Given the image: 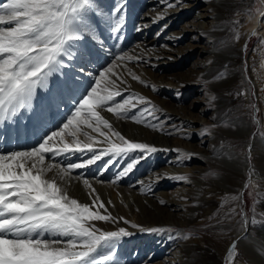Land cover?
<instances>
[{
  "label": "bare ground",
  "instance_id": "bare-ground-1",
  "mask_svg": "<svg viewBox=\"0 0 264 264\" xmlns=\"http://www.w3.org/2000/svg\"><path fill=\"white\" fill-rule=\"evenodd\" d=\"M126 1L127 5L124 9L117 8L120 10V15L123 16V19L120 20H122V22L124 21L123 23L125 31L123 30L121 24L118 32H114L110 28V31L107 34L102 28L101 22H108V13L110 12L113 5L108 0H96L100 11L104 13L103 16H93L96 35L101 37L99 38V41L102 45L103 51H97L94 49L95 41L92 39L91 34L86 37L87 46L85 49H82V51L84 50L83 52L87 53L92 47L91 52L96 58H98L99 62L91 64L90 67L87 68L90 70V74L87 78L85 74L78 70L77 61L74 62V67L65 68L62 70L65 73H69L73 77H79L77 80L78 84L84 87L90 86L91 84H94L95 79L98 77L101 71H105L108 67H113L114 73L120 76L124 81V83H121L120 80L116 79V75L110 76L111 80L116 81L118 90L122 92V95L116 97V100L122 101V96L127 95V92H134L140 95L139 97L149 96L145 90V87L146 85L150 84L160 86L161 84L166 83L179 89L180 87H186L193 84L197 85L198 83L194 80L189 81V79H184L183 77L185 75H183L180 76V81H182L184 84L175 85L176 83L170 80V77L167 78L161 76V78L158 79L156 75H153L152 73L150 74L149 70L146 72V69H142V65L144 64L147 66H153L157 70L164 69L169 71L182 67L184 65L182 59L185 60L192 56L201 57L203 55L210 54V56L212 55L214 58L212 65L209 67L205 65L203 60H201L199 63V68L197 69L199 73L201 72L203 75L207 76L208 71L213 70V68L217 66V63H220L217 60L218 56H222L224 59L230 61L232 60V54L226 51V48L221 43V40L229 31V28L227 25H225L224 21L229 13L230 5L233 4L235 0H189V2L186 0H175L174 3L173 0H139L142 3L148 1L149 7L146 9L144 14H142L143 5L138 7L139 1L137 0L131 1V5L134 6V9L128 12V0ZM3 2H6V0H0V3ZM170 3L172 4L171 7H169ZM263 18L264 16L261 18L259 15H256L251 26L248 28L247 35L243 41L244 49H246L250 38L254 34H257L256 36H258L261 34V32H264ZM139 19L140 21L138 22L136 31L137 33L135 35L139 36L143 34L142 32H145V36H148L159 30L156 34V37L148 42L149 45L153 44L154 48H151L152 51H146L145 47L148 44L143 43L139 44V48H137V46L134 47L133 45L126 52H122L124 51L123 46L126 44V42L129 43V45L132 44L129 40L130 34L128 33V30L132 28L133 24L134 27H136L137 21ZM116 22L117 21H113L112 24H115ZM178 26L181 28V30L174 32L172 29ZM125 32L127 33V39L124 37ZM207 34L208 37H206ZM103 35H106L108 38L106 39V42L102 40ZM165 35H170V37H168V39L165 41V44L163 42L164 46L160 47L159 44L162 42V37ZM189 38H191V41L194 38H196L197 41H207V39L211 38L210 40L213 44H211L208 49H204L200 42L197 43L196 46H191L190 44L184 45L185 40ZM178 43L179 46L182 47H178ZM220 43L223 46L219 47ZM104 44H106L107 47ZM108 44H112L111 47H109ZM110 55H116V57L123 56L124 59L117 60L115 57H113L115 58V61L109 62L108 65L105 66V64H107L105 58L107 57V59H109L108 57H112ZM85 56H87V54H85ZM141 59L143 60V64H141ZM168 59H172V62H168ZM89 60L91 61V57H89ZM131 61L135 62L131 64ZM103 62L105 67L101 68L103 67ZM200 68L202 70H200ZM137 69H141V72L144 76H141L140 74H134ZM230 72L225 70L221 71L220 74L223 76H221L219 82L214 81L216 83L214 86L220 85L224 81L228 80L229 77L232 76V73ZM170 75H173V73ZM133 76L138 77V79H133ZM177 76L179 77V75H173L172 77L174 78ZM81 77H84L85 80H83ZM154 80L157 82H154ZM64 82L65 77L59 74H53V76L50 77L48 92L38 90L37 98L34 101L35 124L31 125L29 129H25V131L20 135H15L13 130H8L6 126L3 130V135L0 136V151L30 149L37 145L41 137H43L46 133L56 130L62 125V122H66L67 116L73 110L72 105L69 107H63L64 104H62L64 94L67 93L70 95V93L63 87ZM251 88L253 87L251 86ZM82 91L83 87L76 90L77 97ZM57 104L59 105V108H57ZM166 111L167 110L164 109V112ZM175 111L177 113V109H175ZM101 115L110 121L113 128L117 132H119L116 129V125L118 124L124 128V131L121 130V132H125L126 134L128 133L127 129L136 126L132 123V120L124 118L118 119L115 115L107 111H101ZM169 115H171L172 120L170 118L169 119L172 122H178V124L172 125L173 128H169L171 127L169 126L160 130L158 124H156V129H158V134H156L157 136L155 133L148 134L146 132L147 134L141 135L138 133L135 138L129 137L130 140H136L137 143L147 144V142H145L146 139H149L150 136H152V142H154L152 146L155 149H158V151L167 153L166 155L163 154L159 159L161 164L165 165V167L158 169L157 171L155 169L156 172L150 173V175H148V177H146L144 180L147 186L150 185L151 189L146 187L143 181H140L138 184H134V181L132 180L130 181L128 175H131L132 173L135 175L137 169L132 168V170L126 174L121 171L120 165L123 164H121V162L126 160L127 157L128 159L131 158V155H104L94 164L87 165L82 169L72 170L68 183V191L70 196L77 199L81 203L91 204L92 200L89 193L92 189H94L95 193L98 194L100 199L105 203L108 213L113 217L117 216L118 219H120L121 224L126 227V229L130 230V235L128 238L134 236L133 233L136 234L139 230L137 228L144 225V223H149L148 225H150L148 227L145 225L146 227L141 229L144 233L155 231V229L162 231L163 234L160 236H156L157 234L154 233L150 240H146L142 243L144 245L138 244L135 247L142 255H147L146 252H149L148 254L152 253V258H150L151 255L149 257V262L154 261L152 264H174L175 261H177L178 255H183L182 260L185 262V264H229L230 261L232 262L233 259L236 258L235 255L238 253L241 255L243 260V262L239 264H264V221H257V223H255L256 219L248 216L246 213L241 219L240 229L235 231L232 234L231 239H229L227 242L219 241L220 239H216L215 236L209 238H205L203 236L201 239L192 241L186 240L182 243L178 242L176 244L178 255L173 253V250L171 251V255L169 254V250L174 247V240L165 238V233L170 232L173 229L172 226H178V230L175 229V234L176 237L180 239V236L183 233L180 228H182L181 226L183 225L186 226L187 221L186 217H178V214L173 213V211H176V213L180 212V204L186 205L187 203L186 199L183 200V198L189 194L191 186L193 187L198 183L194 182V180L188 177L187 174L205 172L208 170V167L206 166L210 163L213 165V160H216L217 164L221 165L223 169H227L240 177L243 176L247 178L248 175L253 176V172L255 170L261 176V180H264V137H260L259 135L254 136L253 146L252 143L251 145L249 144V146H251V154L257 158L256 160L246 158L245 161V158L242 159L235 155L236 153L233 151V149L222 146L220 144L221 142H214V138H209V140H207L209 143L205 146V142L201 140L200 142L193 144L194 139H196L195 134H184V136H186L184 137V141L178 142L176 137H178L181 133V128L178 127V125L185 123V125H189L190 123H195V121L187 117H176L173 113H170ZM28 116L29 113L22 112L19 117L25 118ZM198 121L202 122L200 118ZM233 124H235L237 128L236 136L245 137L249 135L250 137L253 135V126L255 124L253 125L246 118H237L233 120ZM91 134L93 136L96 135L95 133ZM154 136L156 137L154 138ZM81 139L83 138L81 137ZM98 139L103 138L98 137ZM96 147L97 151H99L101 148L107 147V145H99ZM131 152L136 153V156L138 157V160L133 162L135 163V166L143 164L148 158L147 156L143 155V152L140 150H134ZM171 153H175L176 158L171 159L168 157L171 155ZM92 155L93 153L91 152H76L75 154L59 156L57 157V160L62 165H68L87 161L90 157H92ZM109 157H112V159H108ZM244 163H248L246 164V168L249 166L250 171L249 169L246 171L241 169V165ZM257 164H259L261 168ZM169 165H174L175 167L172 168V166L169 167ZM137 173H139V170ZM84 179L89 180L92 189H89L84 185ZM247 182L248 180L244 181L245 186L242 188L243 191L247 187ZM177 184H183V186L179 187V189H176L177 192L170 193L171 195H168V190ZM137 186H144L143 190L148 191L150 195H146V198L142 197V194L139 191L140 188L137 189ZM218 191V189H196L195 193H193L194 199L192 198L195 202V206L197 208L198 206L202 207L204 205L210 206L211 203L207 202L205 199L207 192L214 194ZM243 191L241 193H243L242 196L243 200L245 201V191ZM243 203L244 202H242V204ZM164 205L166 207H164ZM103 211L104 210L101 209V212ZM211 212L212 211L209 208L207 214L210 215L212 214ZM196 215V213L192 214V219L188 220L189 224L193 223V221H196ZM125 220L128 221V223H124ZM94 223L98 228L104 230L107 229L109 231L111 229L113 230L114 228H118L120 225L118 220H116V222L96 221ZM132 225H137L138 227H132ZM233 243L236 244V251L232 255H229ZM210 247L212 249L217 247L218 253L223 251L222 253H224V257L219 260V258L216 259L213 254L211 255L205 253L204 250L207 248L210 250ZM119 251L120 253L123 252L122 248H120ZM165 255H170L171 257H167L163 261H157L159 258H162ZM131 262L133 263L132 260ZM135 264L137 263L135 262Z\"/></svg>",
  "mask_w": 264,
  "mask_h": 264
},
{
  "label": "snow or ice",
  "instance_id": "snow-or-ice-1",
  "mask_svg": "<svg viewBox=\"0 0 264 264\" xmlns=\"http://www.w3.org/2000/svg\"><path fill=\"white\" fill-rule=\"evenodd\" d=\"M119 12L115 9L112 13L115 24L108 21L114 32L122 24ZM94 15H104L96 0L0 3V136L6 126L17 123L22 112L33 111L38 90L48 92L53 74L65 77L63 87L69 93L83 87L78 98L74 97L76 104L66 122L46 133L37 145L0 151V264H118L116 242L130 235L124 228L103 231L96 226V221L116 222V218L108 213L88 179L83 182L92 189L91 204L81 203L68 191L72 170L94 164L104 155L156 151L147 144L129 141L101 115L107 111L118 119H133L156 128L144 119L151 109H142L138 116L127 115L138 104L148 103L144 98L129 94L123 101L116 100L122 92L110 76L124 81L113 67L101 71L87 87L77 83L79 77L62 71L74 67L82 55L92 54L82 49L87 46L86 37L95 30ZM99 145L107 147L97 151ZM76 152H91L93 156L68 165L57 160ZM132 167L129 164L124 174ZM235 251L233 243L229 255Z\"/></svg>",
  "mask_w": 264,
  "mask_h": 264
},
{
  "label": "rangeland",
  "instance_id": "rangeland-1",
  "mask_svg": "<svg viewBox=\"0 0 264 264\" xmlns=\"http://www.w3.org/2000/svg\"><path fill=\"white\" fill-rule=\"evenodd\" d=\"M108 1L113 5L110 12L108 13V21H111V23H113V21H116V19L112 16L113 11L117 8L125 7L127 5L126 4L127 1L126 0H108ZM131 1L132 0H128V8H127L128 12L134 9V6L131 5ZM148 1L144 3L139 1L138 3V7L140 5H143L142 14H144L146 9L149 7ZM186 1L189 2V0ZM231 5H230L229 13L224 21L225 25L228 26L229 31L222 38L221 43L226 48V51L232 54L233 57L232 60L230 61L224 59L222 56H218L217 60L220 63H217V66H215L213 70L208 71L207 76L203 75L200 72L202 74L201 75L197 69L199 68L200 65L199 63L201 60H203L205 62V65L209 67L212 65L214 58L212 57V55L210 56V54H206L201 57L192 56L185 60L182 59L184 63L182 67L169 71L164 69L157 70L153 66H147L145 64L142 65V69L144 70L146 69V72L147 70H149L150 74L152 73L153 75H156L158 79L161 78V76L167 78L170 77L169 79L172 80L174 83H176L175 85L184 84L182 81H180L181 79L180 76L183 75H185L183 77L184 79H189V81L194 80L195 82L198 83L197 85L193 84L186 87H180L179 89H177L173 85H169L166 83L161 84L160 86L151 85V84L146 85L145 90L147 91V94L149 96H144L142 98H144V100L147 101L148 103L138 104V106L130 110L127 113V115L138 116L142 109H146V108L151 109V113L146 114L144 119H146L147 123L149 124H155V125L158 124L160 130L163 129L164 127H169V126H171L169 128H173L172 125L178 124V122L171 121L172 119H171V115H169L170 113L175 114L176 117L179 116V117L190 118L194 120L195 123H190L189 125H185L186 123L182 125H178V127L181 128L180 135L179 136L177 135L178 137H176L178 142L184 141V137H186L184 136V134L185 135L195 134L196 139H194L193 144H196L201 140L205 142L204 143L205 146L209 143V141H207L209 140V138H214V142L217 143L221 142L220 144L222 146H226L229 147V149H233V151H235L236 153L235 155H237L239 158L242 159L245 158V161L246 158L256 160L257 157L251 154L250 151L251 146H249V144L251 145L252 143L253 146L254 136L259 135L260 137H264V32H261V34L258 36H256L257 34H254L250 38L246 49L243 48V41L247 35V30L251 26L256 15L257 16L259 15L261 18L264 16V10H263L264 0H235L234 3ZM119 18L123 19V16L120 15V13H119ZM123 22H122V28L125 31ZM263 22H264V18H263ZM101 25L102 28L105 30V32L108 34L110 31L109 23L102 21ZM136 27H138V25H136ZM134 29L135 27L133 24L132 28L128 30V33L130 34L129 40L131 43H133V40H138L137 44L134 45V47L137 46V48H139V44H143V43L148 44L150 40L156 37V34L159 31V30L155 31L148 36L147 35L145 36V32H142L143 34L137 36L135 35L137 33L136 32L137 29L135 30ZM172 30L174 32H177L181 30V28H179L178 26ZM91 35H92L91 36L92 39L95 41L94 49H96L97 51H103L102 45L99 41V37L96 35V30H94V32ZM126 35L127 33L125 32L124 34L125 39H127ZM168 37H170V35H165L162 37L161 40L162 42H160L159 44L160 47L164 46L165 41L168 39ZM206 37H208V34L206 35ZM210 39L211 38L207 39V41H199V40L197 41V39L194 38L191 41V38H189L185 40L184 45L190 44L191 46H196L197 43L200 42L204 49H208L210 45L213 44ZM221 43L219 47L223 46ZM177 45L178 47H182L179 46V43ZM151 48H154L153 44L152 45L148 44L145 47L146 51H152ZM110 56L112 57H108L109 59H107V57L105 58V61L107 63L105 64V66H107L109 62L115 61L116 55H110ZM81 57L83 58V60H87V56H85V54L84 56L82 55ZM209 61H211V63H209ZM134 62L135 61H131L130 63L133 64ZM168 62H172V59H168ZM141 64H143V60L141 61ZM105 66L103 62V67L101 68H104ZM137 70L134 72V74L137 75L140 74L141 76H144L143 73L141 72V69H137ZM200 70L202 69L200 68ZM214 70L217 72H215ZM223 70L227 72L231 71L230 73H232V76L229 77V79L224 81L222 84L214 86V84H216L215 82H219V79L221 78V76H223L222 74H220L221 71ZM172 73L173 75H179V77L177 76L173 78L172 77L173 75H170ZM154 82L157 81L154 80ZM251 86L253 88H251ZM129 94H133L135 97L140 96L134 92L133 93L127 92V95L122 96L123 97L122 101L123 99L128 97ZM164 109H166L167 111L164 112ZM175 109H177V113L179 115L176 113ZM199 118L202 120V122L198 121ZM234 118L235 119L246 118L253 125L255 124L253 126L254 127L252 133L253 135L250 137L249 135L245 137L236 136L237 128L235 124H233V120H235ZM130 120H132V123L135 124L136 126L127 129L128 132L127 134L125 132L124 133L121 132V130L124 131L123 130L124 128L120 124L116 125V129L129 141L131 142L133 141L137 143L136 140H130L129 137L135 138L138 133H140V135L147 133L148 134L155 133V135L158 134V129L156 128L153 129L143 124H138L136 122L134 123L133 119ZM156 136H154V138ZM151 137L152 136H150L149 139H146L145 142H147V145L153 147L152 145L154 142H152L153 138ZM160 152L161 151H158V149H156V151L154 152H143V155L147 156L148 158L145 160L143 164H139V166H135V163H133L138 160L136 153L128 152L127 154L131 155V158L128 159L127 157L126 160H123V162H121V164L123 163L122 164L123 167H121L120 169L121 171L124 172V170L128 167V165L133 163L134 165L132 168L137 169L136 170L137 172L139 170V173L136 172L135 175L133 173L131 175H128L130 181L131 180L134 181V184H138L140 181L144 182L145 178L148 177L150 173L156 172L158 169L165 167V165L161 164L159 159L163 154L166 155L167 153L166 152L160 153ZM168 157L174 159L176 158V155L175 153H171V155ZM108 159H112V157H109ZM213 161H214L213 165H211L210 163L206 166L208 167V170H206L205 172L197 173V174L195 173L196 175L194 173H189V172H188L189 174H187V176L192 178L194 182H198V183L193 187L191 186V190L189 194L186 196L187 198L186 197L183 198V200L186 199L187 203L186 205L180 204V212L176 213V211H173V213L178 214V217L181 218L186 217L187 221H186V226L183 225L181 226L182 228H180L183 232L182 235L180 236L181 237L180 239H178L175 234V229L178 230L179 228L178 226L177 227L175 226L176 228L172 226L173 229L170 232L165 233L164 235L165 238L174 240V245H173L174 247L169 250L170 255L172 250L173 253L178 255L176 249V244L178 242L182 243L183 241L185 242L186 240L192 241L196 239H201L203 238V236L205 238L215 236L216 239L218 240L220 239L219 241L227 242L229 239H231L232 234L240 229V222L243 216L245 215V213L248 216L256 219V222L254 221L255 223H257V221H264V180H261V176L259 175V173L254 170L253 176L248 175L247 178L243 176L240 177L236 174H233L231 171L227 169H223L221 165L217 164L216 160ZM246 164L248 163H244L241 165V169L243 171L249 169V166L246 168ZM257 165L259 166V164ZM171 166L172 165H169V167ZM174 167L175 166L173 165L172 168ZM247 180H248L246 184L247 187L244 189L245 191L244 194L245 201H244L242 196L243 193L241 192L243 191L242 190L243 186H245L244 181ZM145 185L146 187L150 188V185L147 186L146 183ZM181 186H183V184H177L173 186L171 189L168 190L169 191L168 195H171L170 193L177 192L176 189H179V187ZM137 189H139V191L142 194V197L144 198L150 195L148 191L143 190L144 186H137ZM196 189H202V190L218 189L219 191L214 194L207 192L205 199L207 202L211 203L210 206L204 205L202 207L198 206L197 208L195 206V202L193 201L194 199L193 193H195ZM242 202L244 203L242 204ZM164 207L166 206L164 205ZM209 208L212 211L211 212L212 214L210 215L207 214ZM194 213L197 214L196 221H193V223L189 224L188 220L192 219V214ZM114 217L116 218V220H118L120 225L118 228H114L113 230L111 229L110 231H118L120 228H124L127 232H130V230L126 229V227H124L121 224V221L120 219H118L117 216ZM148 224L149 223L146 224L144 223V225L138 227L137 229L139 230L137 231L136 234L133 233L134 236H131L130 238L123 237L116 242L117 248L115 249V253L118 264H130V263L135 264V262L137 264L138 263L152 264L154 262V261L149 262V257L152 253L148 254L149 252H146L147 255L146 254L142 255L135 248L138 244L141 245L144 241L150 240L154 233L157 234L156 236H160L161 234H163V232L160 231L159 229H155V231H149L146 233L142 232L141 229H143V227L150 226ZM101 230L109 231L107 229L105 230L101 229ZM120 248H122L125 252L120 253L119 251ZM208 250L209 249L207 248L204 250V252L211 255L213 254V256H215L216 259L219 258V260H221L224 257V253H222L223 251L221 253H218L217 247L214 249L210 247V250L209 251ZM170 255H165L162 258H159L160 260L158 259L157 261H163L165 260V258L171 257ZM177 257L180 259V261L177 258V261H175L174 264H185V262L182 260L183 255L180 256L178 255ZM235 257L236 258L233 259L231 264H236L237 262H238L237 264H239L243 262L242 257L241 255H239V253L235 255ZM150 258H152V255ZM131 260L133 261V263L131 262Z\"/></svg>",
  "mask_w": 264,
  "mask_h": 264
}]
</instances>
